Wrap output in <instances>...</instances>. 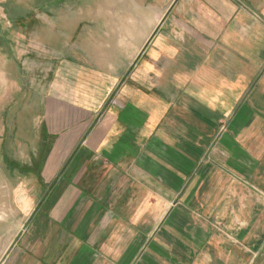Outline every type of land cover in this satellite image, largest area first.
I'll list each match as a JSON object with an SVG mask.
<instances>
[{"label": "crops", "instance_id": "crops-1", "mask_svg": "<svg viewBox=\"0 0 264 264\" xmlns=\"http://www.w3.org/2000/svg\"><path fill=\"white\" fill-rule=\"evenodd\" d=\"M0 264H264V0H0Z\"/></svg>", "mask_w": 264, "mask_h": 264}, {"label": "rangeland", "instance_id": "rangeland-1", "mask_svg": "<svg viewBox=\"0 0 264 264\" xmlns=\"http://www.w3.org/2000/svg\"><path fill=\"white\" fill-rule=\"evenodd\" d=\"M36 157V153H34V158Z\"/></svg>", "mask_w": 264, "mask_h": 264}]
</instances>
